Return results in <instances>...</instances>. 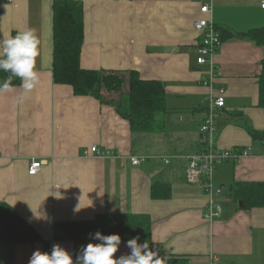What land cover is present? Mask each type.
<instances>
[{
	"label": "crops",
	"instance_id": "obj_1",
	"mask_svg": "<svg viewBox=\"0 0 264 264\" xmlns=\"http://www.w3.org/2000/svg\"><path fill=\"white\" fill-rule=\"evenodd\" d=\"M53 1L0 0V35L31 29L39 40V82L29 92L15 86L0 94V201L44 240L53 239L56 222L146 214L153 242L188 264H264V207L239 208L230 194L234 183L264 182V137L249 133L264 134V109L257 107L264 47L248 39L222 41L213 57L221 76L209 85L208 65L196 62L202 35L193 27L199 18L235 33L263 26L260 0H211L210 14L199 11L204 0H79L83 68L105 76L135 70L164 84L167 112L157 114L159 129L146 132H132L112 104L53 83ZM219 89L225 106L215 148L249 153L214 168L211 184L220 191L222 212L207 221V195L187 182L186 167L203 150L199 131L208 95ZM92 146L100 153H87ZM32 161L41 163L35 175L27 171ZM51 243L75 261L89 242ZM37 249L44 252L41 241H1L0 264H29ZM128 252L122 242L115 255Z\"/></svg>",
	"mask_w": 264,
	"mask_h": 264
},
{
	"label": "trees",
	"instance_id": "obj_2",
	"mask_svg": "<svg viewBox=\"0 0 264 264\" xmlns=\"http://www.w3.org/2000/svg\"><path fill=\"white\" fill-rule=\"evenodd\" d=\"M52 9V80L55 84H64L72 88L76 96H92L103 103L112 104L116 112L129 122L132 132H146L161 127L157 114L167 112L165 105L164 84L155 79L140 77L135 70L115 71V75L126 81V90L117 100H107L102 95L103 84L110 81L104 70L85 69L80 65V53L84 38L83 4L79 0H54ZM221 42L228 39H248L264 47V25L243 32H232L230 29L216 25ZM18 31L13 30L14 36ZM261 71L258 77L257 107L264 109V58L260 62ZM0 72V80L7 77ZM18 78L12 79V87L20 86ZM116 88L117 82L110 81ZM254 139L263 138L264 134L250 130ZM231 196L239 208L251 209L264 207V182L234 183ZM152 196H157L154 192ZM54 241L99 242L92 235L99 231L104 235L119 234L122 242L139 236L138 243L145 240L149 247L156 251L163 264H188L186 258L164 253L160 243L151 238V219L146 214L133 213H100L91 219L62 221L53 224ZM44 240L35 229L20 217L15 209L6 202L0 201V242H33L41 241L43 251L51 252V241Z\"/></svg>",
	"mask_w": 264,
	"mask_h": 264
},
{
	"label": "clouds",
	"instance_id": "obj_3",
	"mask_svg": "<svg viewBox=\"0 0 264 264\" xmlns=\"http://www.w3.org/2000/svg\"><path fill=\"white\" fill-rule=\"evenodd\" d=\"M39 40L33 30L18 31L0 35V72L7 77L0 80V94L12 89V79L20 80V87L26 92L31 91L39 82L36 69ZM92 235L94 241L82 246V250L73 261L72 255L59 244L53 245L51 252L35 250L29 264H163L157 252L149 247L145 240L138 243L139 236L123 242L130 249L128 253L115 255L121 248L122 239L119 234L104 235L97 231Z\"/></svg>",
	"mask_w": 264,
	"mask_h": 264
},
{
	"label": "built area",
	"instance_id": "obj_4",
	"mask_svg": "<svg viewBox=\"0 0 264 264\" xmlns=\"http://www.w3.org/2000/svg\"><path fill=\"white\" fill-rule=\"evenodd\" d=\"M260 7L264 10V0H260ZM202 14L211 13V0H204L199 9ZM195 30L202 35L197 51L196 62L199 65H208L207 84L211 85L215 79L221 76L219 66L213 57L221 44L216 25L210 18H199L193 23ZM225 106L224 90H213L208 95L205 119L201 126V143L203 150L189 159L186 167V180L190 184L199 185L207 195V203L204 209L203 218L211 221L220 216L222 212L221 204L215 195L219 194L218 189H214L211 178L214 168L221 162L247 155L249 149H228L216 150L213 133L216 130V121L220 118L222 108ZM87 153H100L96 146H92ZM133 164L139 163L138 157H132ZM41 167L40 161H32L28 167V174L35 175Z\"/></svg>",
	"mask_w": 264,
	"mask_h": 264
},
{
	"label": "rangeland",
	"instance_id": "obj_5",
	"mask_svg": "<svg viewBox=\"0 0 264 264\" xmlns=\"http://www.w3.org/2000/svg\"><path fill=\"white\" fill-rule=\"evenodd\" d=\"M194 27V25H193ZM194 29H196L194 27ZM219 49V48H218ZM112 75H115V74H110V75H107V79H111L110 81H115L117 83L116 84V88L114 87H111L112 84L110 83V81H105V83L103 84V88L105 89V91H107L108 93L105 94V93H102V95L106 98V99H113V100H117L118 97L120 96L121 93L125 92L126 90V81L124 80H121L122 76L120 75V77H117V76H112ZM106 77V76H105ZM114 90V91H113ZM212 92V91H211ZM210 92V93H211ZM113 93V94H112ZM224 98H225V95H224ZM208 100V99H207ZM116 110V109H115ZM126 120V119H125ZM202 126V125H201ZM201 129V127H200ZM200 132V138H202V132L201 130L199 131Z\"/></svg>",
	"mask_w": 264,
	"mask_h": 264
}]
</instances>
